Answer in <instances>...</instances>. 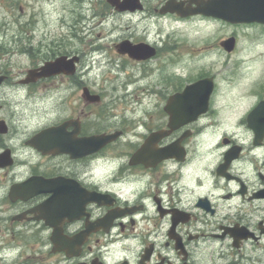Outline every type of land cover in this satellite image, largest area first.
Segmentation results:
<instances>
[{
	"label": "flooded vegetation",
	"instance_id": "flooded-vegetation-1",
	"mask_svg": "<svg viewBox=\"0 0 264 264\" xmlns=\"http://www.w3.org/2000/svg\"><path fill=\"white\" fill-rule=\"evenodd\" d=\"M39 1L0 21L19 31L0 45V264H264V22L228 20L232 0H45L47 22ZM110 20L130 29L112 47L76 31ZM112 48L133 74L90 84L82 59ZM61 55L73 70L41 75Z\"/></svg>",
	"mask_w": 264,
	"mask_h": 264
},
{
	"label": "rangeland",
	"instance_id": "rangeland-1",
	"mask_svg": "<svg viewBox=\"0 0 264 264\" xmlns=\"http://www.w3.org/2000/svg\"><path fill=\"white\" fill-rule=\"evenodd\" d=\"M41 11L43 16L40 17L41 20L44 21H52L55 15L58 17L61 15V11L59 9V5H57L58 9L56 14L54 13V4L52 2H45V0L39 1ZM19 4L16 0H3L0 2V21H11L16 20L19 16L18 11ZM122 21H126L122 19ZM52 26V23H49ZM127 23H122L118 25L113 20L107 21L103 25L94 26L89 24L88 26L77 27L76 31L81 35L84 41L88 42H95L96 44L103 45L106 47H112L116 37L121 35H128L130 29H126ZM47 28H39V30H46L47 32H51L50 34H46V39L52 38L54 35L55 37H59V34L62 29L53 27ZM68 28V27H67ZM67 32V31H66ZM238 35L242 36L241 30H237ZM37 35L42 36V33H38ZM194 36L192 32H185L184 37L190 38ZM19 36L18 27L15 24L9 23L0 25V45L5 47L6 49L10 48H17V39ZM62 36H65L64 34ZM92 40V41H89ZM72 41V48L76 49L77 42L75 39H71ZM35 43V42H34ZM64 48V47H62ZM1 50V49H0ZM241 50V47H240ZM110 55L105 53H100L96 51L89 50V53L82 59L80 67L84 68L88 71V82L90 84H98V83H118L119 81L124 82L126 77H129L133 74V69L128 65V62L120 56H118L113 48L110 49ZM51 54V46L49 47L48 55ZM46 55V51L44 48L40 50V58L42 59ZM12 61L19 62L17 55L11 56ZM124 64V70L119 71L118 67ZM17 66V65H15ZM106 78V80H103ZM108 78V79H107ZM112 79V80H111ZM131 91V92H130ZM132 87H128L126 92H120V94L124 93H132Z\"/></svg>",
	"mask_w": 264,
	"mask_h": 264
},
{
	"label": "water",
	"instance_id": "water-1",
	"mask_svg": "<svg viewBox=\"0 0 264 264\" xmlns=\"http://www.w3.org/2000/svg\"><path fill=\"white\" fill-rule=\"evenodd\" d=\"M117 9L122 10L125 8L124 4H128L129 1L126 0L120 3L117 0H107ZM228 20L232 22H250L259 21L264 22V0H232V8L228 10L220 11ZM121 51H127L128 53H133L130 47L126 43L120 45ZM148 52V51H147ZM148 55L152 54L150 52ZM147 55V56H148ZM77 58L66 60V56L58 57L52 62L46 63L41 69L47 70L46 74H55L60 71L71 72L73 70V63ZM45 74V73H42ZM208 80H201L187 87V90H191L197 87L205 85ZM171 99H177V94L171 96ZM110 140L108 136H100V142H106Z\"/></svg>",
	"mask_w": 264,
	"mask_h": 264
}]
</instances>
